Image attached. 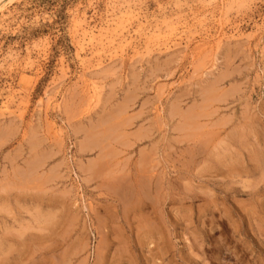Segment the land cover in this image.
<instances>
[{
  "label": "rangeland",
  "instance_id": "1",
  "mask_svg": "<svg viewBox=\"0 0 264 264\" xmlns=\"http://www.w3.org/2000/svg\"><path fill=\"white\" fill-rule=\"evenodd\" d=\"M0 264H264V0H5Z\"/></svg>",
  "mask_w": 264,
  "mask_h": 264
},
{
  "label": "bare ground",
  "instance_id": "2",
  "mask_svg": "<svg viewBox=\"0 0 264 264\" xmlns=\"http://www.w3.org/2000/svg\"><path fill=\"white\" fill-rule=\"evenodd\" d=\"M5 0H0V7L3 5V2H4ZM190 119H192V118H190ZM193 120V119H192ZM188 121V120H187ZM190 121V120H189ZM197 127V126H196ZM197 129V128H196ZM225 151V150H224ZM230 159V158H229ZM223 161V160H222ZM235 161V160H234ZM221 162V161H220ZM223 163V162H222ZM228 165V164H227ZM231 165V164H230ZM113 179V178H112ZM133 185V184H132ZM134 188V187H133ZM136 195V194H135ZM120 256V255H119Z\"/></svg>",
  "mask_w": 264,
  "mask_h": 264
}]
</instances>
